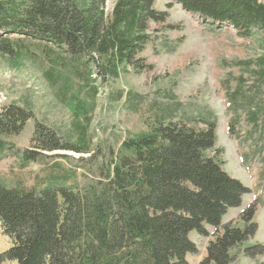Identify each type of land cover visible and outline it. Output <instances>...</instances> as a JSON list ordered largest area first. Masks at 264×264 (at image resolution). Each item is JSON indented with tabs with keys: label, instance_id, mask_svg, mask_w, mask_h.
<instances>
[{
	"label": "trees",
	"instance_id": "obj_1",
	"mask_svg": "<svg viewBox=\"0 0 264 264\" xmlns=\"http://www.w3.org/2000/svg\"><path fill=\"white\" fill-rule=\"evenodd\" d=\"M173 1L257 36L264 45V3L259 0ZM167 18L155 0H117L110 16L106 0H0V57L19 61L25 56L13 39L19 34L56 47L59 52L43 47L55 67L65 65L87 83L94 77L109 83L125 66L139 64V54L153 40V24ZM254 62L252 70V60L237 62L258 80L245 91L240 76L228 107L237 113L245 108L257 125L264 117V53ZM55 67L46 72L51 82L58 77ZM78 99L75 109L88 114L86 102ZM179 105L164 107L150 131L125 138L119 152L112 151L104 180L94 185L76 190L50 180L42 188L27 189L0 179V223L13 241L0 253V264H189L188 255L198 253L192 233L208 237L209 227L216 237L202 264H232L236 250L259 229L256 205L242 211L244 224L223 222L231 209L243 205L250 189L207 154L216 145L217 117L209 110L197 118L186 112L177 116ZM30 117L29 103H14L0 112V134L19 133ZM237 121L231 122V134ZM41 128V150L70 148L60 144L58 133L47 135ZM78 129L84 139L86 126ZM72 149L90 152L84 145ZM24 158L38 159L25 152ZM244 250L248 256L264 255V244Z\"/></svg>",
	"mask_w": 264,
	"mask_h": 264
},
{
	"label": "rangeland",
	"instance_id": "obj_2",
	"mask_svg": "<svg viewBox=\"0 0 264 264\" xmlns=\"http://www.w3.org/2000/svg\"><path fill=\"white\" fill-rule=\"evenodd\" d=\"M116 2L106 0L107 15L112 14ZM155 7L168 12L167 21L153 24V40L139 54V64L125 66L109 83L99 77L87 83L69 67H55L43 53V47L59 52L56 47L19 34L13 36L26 54L19 61L0 57V112L14 103L21 107L29 103L32 117L19 133L0 134V144H4L0 149V179L27 189H39L56 180L81 190L104 180L112 151L118 153L125 138L153 129L164 107L180 103L177 116L186 112L196 117L209 110L217 117V140L207 154L215 156L231 176L250 189L243 205L231 209L223 222L242 225V211L252 204L257 209L259 229L236 250L232 264H264V255L252 257L244 250L248 245L264 244V117L255 125L245 108L237 113L228 107L240 76L245 79V91L258 80L257 74L237 62L252 60L250 70L257 68L254 61L264 53V45L259 37L243 35L230 23L190 12L179 2L155 0ZM60 56L67 55L61 52ZM53 66L58 77L51 82L46 72ZM261 94L264 101V91ZM78 98L86 102L88 114L75 109ZM234 120L238 121L231 134ZM39 124L47 135L53 131L62 136L60 144L70 148L41 150ZM82 126L88 130L84 139L78 129ZM189 126L199 129L204 124L190 122ZM83 145L89 146V153L72 149ZM24 152L39 160L25 159ZM209 229L208 237L192 233L198 253L188 255L189 264H202L209 242L216 237L215 229ZM12 244L0 223V253Z\"/></svg>",
	"mask_w": 264,
	"mask_h": 264
},
{
	"label": "water",
	"instance_id": "obj_3",
	"mask_svg": "<svg viewBox=\"0 0 264 264\" xmlns=\"http://www.w3.org/2000/svg\"><path fill=\"white\" fill-rule=\"evenodd\" d=\"M183 8H184V6H183ZM184 9H186V8H184ZM187 10V9H186Z\"/></svg>",
	"mask_w": 264,
	"mask_h": 264
}]
</instances>
